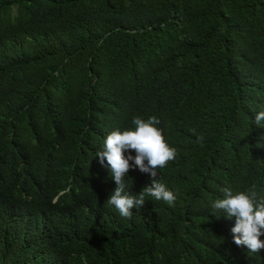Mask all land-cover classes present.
<instances>
[{"label": "trees", "instance_id": "16d2710c", "mask_svg": "<svg viewBox=\"0 0 264 264\" xmlns=\"http://www.w3.org/2000/svg\"><path fill=\"white\" fill-rule=\"evenodd\" d=\"M262 108L264 0H0V264H264L210 208L264 200ZM137 116L176 149V201L127 219L95 153Z\"/></svg>", "mask_w": 264, "mask_h": 264}, {"label": "clouds", "instance_id": "9594fccd", "mask_svg": "<svg viewBox=\"0 0 264 264\" xmlns=\"http://www.w3.org/2000/svg\"><path fill=\"white\" fill-rule=\"evenodd\" d=\"M159 123L155 116L147 120L137 116L132 120L134 128L113 130L104 139L102 149L95 153L101 165L107 162L111 178L116 184L106 204L113 206L122 218L131 219L133 207H142L146 197L163 201L169 206L176 201L175 194L160 182L158 173V169L166 167L177 155L176 149L166 142L162 129L156 127ZM253 123L264 126V108L255 113ZM125 152L128 154L125 155ZM130 169H139L151 178V184L145 186L138 195L126 191L129 186L125 178H129ZM254 187L236 193L224 187L223 198L213 201L210 208L214 213H222L226 219L235 218L231 232L237 246L246 247L249 254H261L264 251V239H261L264 236V200H257Z\"/></svg>", "mask_w": 264, "mask_h": 264}]
</instances>
